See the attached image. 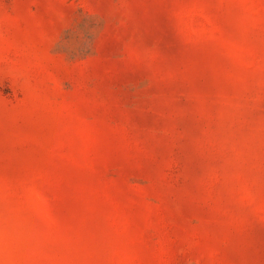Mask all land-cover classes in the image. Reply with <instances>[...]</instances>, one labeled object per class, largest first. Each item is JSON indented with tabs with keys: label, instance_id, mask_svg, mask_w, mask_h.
Instances as JSON below:
<instances>
[{
	"label": "rangeland",
	"instance_id": "obj_1",
	"mask_svg": "<svg viewBox=\"0 0 264 264\" xmlns=\"http://www.w3.org/2000/svg\"><path fill=\"white\" fill-rule=\"evenodd\" d=\"M0 264H264V0H0Z\"/></svg>",
	"mask_w": 264,
	"mask_h": 264
}]
</instances>
